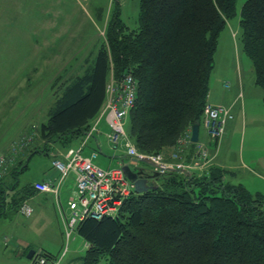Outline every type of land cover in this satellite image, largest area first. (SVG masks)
I'll return each instance as SVG.
<instances>
[{
    "label": "trees",
    "instance_id": "1",
    "mask_svg": "<svg viewBox=\"0 0 264 264\" xmlns=\"http://www.w3.org/2000/svg\"><path fill=\"white\" fill-rule=\"evenodd\" d=\"M117 2L92 65L63 88L40 124L43 144L7 174L15 210L36 192V182L16 190V174L26 168L28 157L48 155L49 145L60 140L79 146L106 100L111 76L119 80L131 75L136 83L124 129L128 125L125 132L141 154L166 155L195 122L202 124L219 35L236 15L237 0H139L131 29ZM239 27L255 84L264 91V0L242 4ZM99 134L88 139L94 149L87 154L98 151L94 142ZM9 156L14 157L0 154V176L9 168ZM207 169L200 176L168 170L156 178L153 190L127 198L117 218L83 220L76 230L87 243L81 263L264 264L262 196L231 184L224 168ZM4 177L0 206L6 195Z\"/></svg>",
    "mask_w": 264,
    "mask_h": 264
},
{
    "label": "rangeland",
    "instance_id": "2",
    "mask_svg": "<svg viewBox=\"0 0 264 264\" xmlns=\"http://www.w3.org/2000/svg\"><path fill=\"white\" fill-rule=\"evenodd\" d=\"M245 1L237 0L236 15L219 35L209 78L210 97L221 99L225 93L221 105H232V119L225 126L218 149L210 143L202 125L199 139L214 148L216 162L226 167L227 180L252 195H261L264 204V91L255 84L252 62L240 41L239 12ZM117 3L123 23L134 28L139 0ZM113 7L114 0H0V154L15 157L9 156V168L0 180L43 144L38 135L40 124L46 121L63 88L92 65L97 50L105 43ZM240 89L243 97L236 99ZM104 122L102 119L98 137L109 131ZM90 145L88 141L84 154ZM77 146L76 141L60 140L48 149L67 151ZM172 148L166 152L168 155ZM115 162L102 156L94 160L102 169L115 167ZM137 165L152 171L148 164L139 161ZM52 171L48 156L32 154L26 168L16 174V190ZM3 182L6 195L0 206V264H36V256L43 254L41 248L55 249L62 233L56 207L52 201L44 204L42 198H35L28 204L33 210L31 216L25 217L15 210L12 192L7 189L12 180L7 176ZM73 199L76 200V191ZM67 211L68 218L71 212ZM72 237L70 251H83V239L76 231ZM17 240L42 246L36 249L35 259H27L29 251L23 253L20 245H15Z\"/></svg>",
    "mask_w": 264,
    "mask_h": 264
},
{
    "label": "built area",
    "instance_id": "3",
    "mask_svg": "<svg viewBox=\"0 0 264 264\" xmlns=\"http://www.w3.org/2000/svg\"><path fill=\"white\" fill-rule=\"evenodd\" d=\"M106 100L96 118L84 134V139L77 148L68 149L60 159H54L52 166L59 174L58 182L50 184L40 181L33 184L37 193H52L57 197L61 182L70 173L75 174L76 200L70 199L67 203L71 214L64 220V235L68 242L78 225L85 219L101 220L104 217L117 218L123 202L134 194L133 182H130L122 171V165L102 169L94 160L98 157L100 145L96 143L98 151L84 154L87 141L90 137L100 133L99 124L105 120L109 128L106 134L109 148L112 151L121 149L131 159L147 158L153 165L150 173H156L157 178L166 174L168 170H180L192 175L208 174L210 158L207 148L201 144H192L190 141L191 129L179 137L172 148L169 160L161 154L143 155L127 136L124 124L129 110L133 107L136 99V83L131 75H125L119 80L111 79L106 88ZM232 119L230 108L223 105L207 103L203 108L202 126L207 136L213 143H217L224 133L226 123ZM192 147L190 161L185 163L184 156ZM4 160L0 157V167ZM134 170L138 165L133 162L130 165ZM2 168V167H1ZM4 169V168H3ZM155 180V178H154ZM19 212L24 216H30L32 208L27 204L20 207ZM36 264H57L45 254L37 256Z\"/></svg>",
    "mask_w": 264,
    "mask_h": 264
},
{
    "label": "crops",
    "instance_id": "4",
    "mask_svg": "<svg viewBox=\"0 0 264 264\" xmlns=\"http://www.w3.org/2000/svg\"><path fill=\"white\" fill-rule=\"evenodd\" d=\"M239 91L240 92L236 95V99L243 97V93H241L242 89H240ZM224 98H225V93H224V96L221 99L220 98H216V97L212 98V97H210V91H209L207 102L210 103V104H215V105L220 104L221 105L224 102L223 101ZM226 107L232 108V105L230 104L229 106H226ZM227 123H226V125H227ZM104 124H105V127L108 128V126L106 125L105 122H104ZM108 130H109V128H108ZM101 133H102V131H101ZM105 136H106V134H105ZM105 136L104 137L103 136H100V137L95 136L96 137L95 138L96 142H94V145L96 143H98L100 145V151H99L100 153H99V155H98V157L96 159H98L100 156H102V157H107L108 159L116 160L115 167L119 166L120 163L123 164V165H129V166L132 165L133 164V160L131 158L125 156V154L122 151L121 152H114L108 147V144L106 142ZM101 137L105 138V140L101 141V139H100ZM198 137H199V135H198ZM221 141H222V139L220 138V140L217 142V145H216L217 149H218ZM199 142H201L209 151L210 160H211L210 161V167L218 166V167L226 169V167L224 165L216 162L217 156H216V152L213 151L214 148L212 146H209L208 143L205 142V140L201 141L199 139ZM91 149H94L93 143H91V145L89 146V151ZM48 150H49L48 151V155H46V156H48L50 158V164H51V167H52L53 171L50 172V173H47V175H44L42 178H40V179H38V180H36L34 182L45 181V182H49L50 184H54L55 185L58 182L59 174L57 173V171L52 166V161L54 159L62 158L61 155H63V153H65L66 150H63V149H59L58 151H53L51 149H48ZM60 150H62V151H60ZM117 153H119V154H117ZM167 155H168V153L166 154V157H168ZM189 157H190V152H188V154H186L185 159L183 161L185 163H187L189 161ZM34 182H31L28 185H31ZM75 186H76L75 174L74 173H70L61 182V186H60V189H59L57 197H55L52 193H37V192H34L26 200H24L25 204H27V205L30 202H33L34 201L33 199H35V198H42L41 201L43 203L44 202L48 203L49 201H52L54 203V205L56 207V211H57V213L59 215V218H60V221L62 223V233L58 236V240H57V242L55 244L57 247L55 249H51L48 246H45V248H44V247H42L40 245L42 247L40 252L44 253V254H47L49 259L56 261L57 264H82L81 263L82 257H83V255H84V253L86 251V248H87V243L83 240L84 241L83 251H80L79 253H77V251H70V246H71L70 241L73 240V237H71V239L68 242H66L65 235H64V220L67 218L65 214H66V212H68L67 210H69L67 203H68V201L70 199H72L75 196V190H76ZM25 217H29V216H25ZM15 245H17V246L20 245V250L23 253L25 251H27V250L28 251L29 250H33L34 254H35V251H37L36 249L40 248V246L39 247L36 246L33 242H30V241L25 242V241H22V240L15 241ZM17 252H19V251H17ZM69 252H70V256L68 254Z\"/></svg>",
    "mask_w": 264,
    "mask_h": 264
},
{
    "label": "water",
    "instance_id": "5",
    "mask_svg": "<svg viewBox=\"0 0 264 264\" xmlns=\"http://www.w3.org/2000/svg\"><path fill=\"white\" fill-rule=\"evenodd\" d=\"M198 132H199V123L195 122L191 127L190 140L192 143H196L198 141ZM133 161L136 162L135 159ZM140 162L152 166L151 162L146 158L141 159ZM121 169L124 175L126 176V178L130 182H133L134 192L136 194L146 193L147 191L153 190L156 187V183L154 181L149 182L150 180H152L157 176L156 173L145 174L142 169L132 170L127 165H123ZM33 255H34V251L29 250L26 257L27 259H32Z\"/></svg>",
    "mask_w": 264,
    "mask_h": 264
}]
</instances>
